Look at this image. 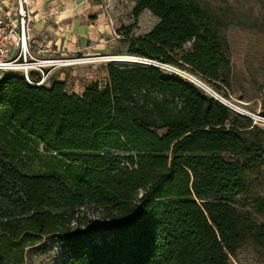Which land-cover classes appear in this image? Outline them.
I'll return each mask as SVG.
<instances>
[{"label":"trees","instance_id":"1","mask_svg":"<svg viewBox=\"0 0 264 264\" xmlns=\"http://www.w3.org/2000/svg\"><path fill=\"white\" fill-rule=\"evenodd\" d=\"M133 1L132 23L147 9L157 22L141 36L118 29L129 55L226 82L231 63L212 12ZM106 71L104 86L81 95L61 81L0 77V264L22 263L49 235L67 252L59 264H229L246 235L264 240V226L255 231L234 203L243 165L224 157L264 150L245 136L250 122L158 66L109 62ZM31 154L47 155L44 172L26 169Z\"/></svg>","mask_w":264,"mask_h":264},{"label":"rangeland","instance_id":"2","mask_svg":"<svg viewBox=\"0 0 264 264\" xmlns=\"http://www.w3.org/2000/svg\"><path fill=\"white\" fill-rule=\"evenodd\" d=\"M185 1L193 2L197 6L209 10L220 20L221 24L217 29L225 40L224 52L231 63L230 72L225 83L218 82L215 85L189 68L171 66L194 73L211 90L226 101L235 104L238 110L243 109V112L240 113L230 108L236 116L245 122L247 120L250 122L245 136L264 146V123L258 121L259 123L254 128L252 127L254 121L258 120L257 116L264 117V0ZM120 22L119 27H116L117 30L129 25L133 35L141 36L152 28L157 22V17L147 9L140 15L136 23H132V13L125 14ZM113 41L118 44L114 46L112 53L91 56L101 59L92 63L63 67L60 72H65L67 78L72 76L68 81V86L79 91L86 84L95 81L104 86L108 81L107 63L112 62L119 66H130L136 63L127 53V41L124 36L122 38L113 37ZM190 47L191 44H187L183 50ZM111 55H126L127 57L126 60H114ZM69 56H83V54L74 52ZM165 131V129L158 130V133L163 134ZM42 156L43 158L34 155L25 156L23 161L26 169L35 173L44 172L47 155ZM224 157L238 161L243 165L242 178L245 183V191L235 197L234 203L240 212L246 213L248 218L256 224L255 231L262 230L264 210L260 208L259 202L264 200V150L259 153L248 152L237 156L226 153ZM85 209L88 211L89 218H95L100 222L99 212L92 207ZM66 257L67 252L58 236L49 235L43 237L37 244L27 247L24 252V261L20 264H59ZM229 264H264V240L258 241L252 235H246L237 245L235 252L229 254Z\"/></svg>","mask_w":264,"mask_h":264},{"label":"built area","instance_id":"3","mask_svg":"<svg viewBox=\"0 0 264 264\" xmlns=\"http://www.w3.org/2000/svg\"><path fill=\"white\" fill-rule=\"evenodd\" d=\"M36 0H0V77L4 74H16L23 76L32 85L51 84V75L54 70L63 67H70L85 63H92L101 59L91 56H69L62 54L58 57L45 56L51 53L49 48H37L33 46L32 25L34 23V14L32 6ZM64 11L63 8L56 10L55 7L49 8L43 17L50 18L55 25H59V14ZM112 29L114 38H121L110 15L107 16ZM137 63L152 64L168 72L176 73L184 79L194 83L201 89L207 91L214 98L222 102L227 107L240 113L237 106L226 101L222 96L213 90H206L205 83L194 73L174 68L169 64L161 63L148 58L131 56ZM258 120L254 125L260 122L264 123L263 116H257Z\"/></svg>","mask_w":264,"mask_h":264},{"label":"crops","instance_id":"4","mask_svg":"<svg viewBox=\"0 0 264 264\" xmlns=\"http://www.w3.org/2000/svg\"><path fill=\"white\" fill-rule=\"evenodd\" d=\"M134 5L133 0H36L32 6L33 46L49 48L51 53L45 56L53 57L74 52L84 56L110 54L118 43L113 41L107 16L110 15L115 26L119 27L120 19L125 14L132 13ZM51 7L56 10L64 9L59 14L58 26L50 18L43 17ZM61 70L62 68L53 71L51 81L64 82L70 94L81 95L89 83L80 91L72 89L68 86L72 76L67 78L66 73L60 72Z\"/></svg>","mask_w":264,"mask_h":264},{"label":"bare ground","instance_id":"5","mask_svg":"<svg viewBox=\"0 0 264 264\" xmlns=\"http://www.w3.org/2000/svg\"><path fill=\"white\" fill-rule=\"evenodd\" d=\"M112 56V55H111ZM126 55H115V56H112V58L114 59V60H126ZM132 58V57H131ZM129 59V58H128ZM205 88H206V90H208V91H210L211 89H210V87L209 86H207V85H205Z\"/></svg>","mask_w":264,"mask_h":264}]
</instances>
